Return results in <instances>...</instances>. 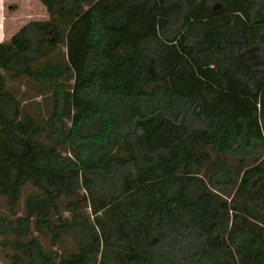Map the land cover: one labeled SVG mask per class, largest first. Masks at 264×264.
Returning a JSON list of instances; mask_svg holds the SVG:
<instances>
[{
  "label": "trees",
  "instance_id": "1",
  "mask_svg": "<svg viewBox=\"0 0 264 264\" xmlns=\"http://www.w3.org/2000/svg\"><path fill=\"white\" fill-rule=\"evenodd\" d=\"M39 1L0 42V263L264 264V0Z\"/></svg>",
  "mask_w": 264,
  "mask_h": 264
},
{
  "label": "rangeland",
  "instance_id": "2",
  "mask_svg": "<svg viewBox=\"0 0 264 264\" xmlns=\"http://www.w3.org/2000/svg\"><path fill=\"white\" fill-rule=\"evenodd\" d=\"M48 16L46 7L39 0H0V21L6 30V38L10 39L28 22L48 19ZM221 179L224 180L225 175Z\"/></svg>",
  "mask_w": 264,
  "mask_h": 264
},
{
  "label": "crops",
  "instance_id": "3",
  "mask_svg": "<svg viewBox=\"0 0 264 264\" xmlns=\"http://www.w3.org/2000/svg\"><path fill=\"white\" fill-rule=\"evenodd\" d=\"M6 30L3 27L2 22L0 21V42L8 40L9 38H6ZM11 38V37H10Z\"/></svg>",
  "mask_w": 264,
  "mask_h": 264
}]
</instances>
